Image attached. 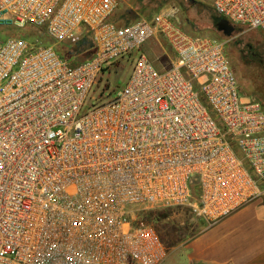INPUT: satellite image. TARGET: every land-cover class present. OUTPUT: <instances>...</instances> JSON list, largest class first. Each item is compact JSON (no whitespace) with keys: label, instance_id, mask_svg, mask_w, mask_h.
Returning <instances> with one entry per match:
<instances>
[{"label":"built area","instance_id":"obj_1","mask_svg":"<svg viewBox=\"0 0 264 264\" xmlns=\"http://www.w3.org/2000/svg\"><path fill=\"white\" fill-rule=\"evenodd\" d=\"M211 8L264 32V0ZM117 11L118 0H0V264H164L140 212L187 208L211 227L264 198V107L242 96L226 56L236 36L189 35L174 9L127 24ZM158 37L168 68L141 54L122 88L96 95Z\"/></svg>","mask_w":264,"mask_h":264},{"label":"rangeland","instance_id":"obj_2","mask_svg":"<svg viewBox=\"0 0 264 264\" xmlns=\"http://www.w3.org/2000/svg\"><path fill=\"white\" fill-rule=\"evenodd\" d=\"M170 9L175 10L176 23L187 34L224 40V36L213 25L212 18L215 14L211 8V0H118L117 20L120 22V16L128 21L138 17L149 18L161 10ZM233 35L236 38L225 46V52L241 94L259 101L264 107V32L235 30ZM133 54L113 65L110 74H104L96 95L105 83L109 91L122 88L129 77L134 58L141 54L159 69L168 68L173 60L169 44L161 37ZM110 95L111 93L108 96ZM141 222L157 231L170 253L167 262L179 263L180 251L177 247L195 237L204 228L194 220L187 208L177 207L147 212L142 216Z\"/></svg>","mask_w":264,"mask_h":264},{"label":"crops","instance_id":"obj_3","mask_svg":"<svg viewBox=\"0 0 264 264\" xmlns=\"http://www.w3.org/2000/svg\"><path fill=\"white\" fill-rule=\"evenodd\" d=\"M196 221L204 228L176 248L179 263L164 264H264V198L211 227Z\"/></svg>","mask_w":264,"mask_h":264},{"label":"water","instance_id":"obj_4","mask_svg":"<svg viewBox=\"0 0 264 264\" xmlns=\"http://www.w3.org/2000/svg\"><path fill=\"white\" fill-rule=\"evenodd\" d=\"M216 29L220 32L225 38H230L235 33V27L229 24L226 20H220L216 23Z\"/></svg>","mask_w":264,"mask_h":264},{"label":"trees","instance_id":"obj_5","mask_svg":"<svg viewBox=\"0 0 264 264\" xmlns=\"http://www.w3.org/2000/svg\"><path fill=\"white\" fill-rule=\"evenodd\" d=\"M220 20H221V18L217 17L216 15L213 16V18H212L213 25L215 26L216 23H217L218 21H220ZM120 22H121V23H124V24H127V23H129L130 21H128L127 18L120 16ZM244 30H245V29L242 28V27L236 28V31H238V32H240V31H244ZM223 39L225 40L226 38L223 37ZM88 57H89V56H88ZM154 211H155V210H152V211H145V212H144V211H143V212H140V213L138 214V219H139V221L142 220V216H143L145 213H147V212L152 213V212H154ZM140 219H141V220H140Z\"/></svg>","mask_w":264,"mask_h":264},{"label":"flooded vegetation","instance_id":"obj_6","mask_svg":"<svg viewBox=\"0 0 264 264\" xmlns=\"http://www.w3.org/2000/svg\"><path fill=\"white\" fill-rule=\"evenodd\" d=\"M191 3H192V1H191Z\"/></svg>","mask_w":264,"mask_h":264}]
</instances>
